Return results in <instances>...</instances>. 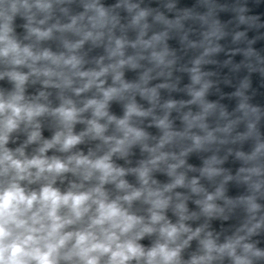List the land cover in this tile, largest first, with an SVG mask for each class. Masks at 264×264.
Segmentation results:
<instances>
[{
  "label": "clouds",
  "instance_id": "clouds-1",
  "mask_svg": "<svg viewBox=\"0 0 264 264\" xmlns=\"http://www.w3.org/2000/svg\"><path fill=\"white\" fill-rule=\"evenodd\" d=\"M34 7L43 11L51 6L41 0H35V3H30L29 0H11L10 3L0 4V18L3 19L0 24V60L11 66L10 70L0 72V79L7 77L14 85L11 92H0V177L7 178L0 181V264H130L131 261H136V264H176L181 248H172L170 244L176 241L181 232H188L189 229L183 223L176 226L166 222L158 229L164 242L157 241L153 247L145 250L137 241L146 234L151 235L157 231L155 225L163 221L164 217L156 210L165 208L168 200L163 198L162 191L146 187L150 171L147 165L136 170L144 187L129 190L130 185L122 179L125 170L112 163L113 154L123 155L128 145L146 138V134L131 126L129 121L133 115L147 116L148 112L141 111L135 103L126 105L122 119L109 115L107 111L110 100L137 87L125 83L119 72L114 76V82H119V87L105 89L104 81L99 80L108 73L109 67L115 70L126 61L120 60L119 64L102 67L99 71H81V59L71 53L83 44V40L76 43L65 42L64 46L69 55L56 54L47 48L34 50L31 45L22 46L12 35V21L21 9L30 12ZM100 15H104L102 10ZM144 15V12L140 13L141 17ZM27 19L32 21L34 16L29 15ZM38 23L43 25L45 21L39 20ZM67 27L71 28L72 25ZM28 31L37 41L48 39L52 35V28L28 26ZM90 36L91 33H87L85 39ZM116 46L119 52L123 46L122 41L117 40ZM41 62L42 66L38 67ZM21 67H26L29 71H19ZM32 76L44 77L45 86L57 88H71L73 76L87 78L81 87L73 89L75 94L80 95L95 85L102 93V99H88L82 108H77L71 99H63L59 107L51 110L63 130L57 131L51 140H45L37 153L29 158L23 147L12 150L6 145L11 134L17 131L22 123L31 124L35 118L49 112L45 104L38 102L41 97L46 99L44 92H40L35 100H27L25 97V85ZM54 77L60 82L56 83ZM144 79L146 80L147 76ZM152 91L154 95L155 90ZM195 95L199 97L202 93L197 92ZM168 107H172V104L169 103ZM89 109L92 110L93 118L87 121V130L74 134L73 126L80 121V114ZM105 117L108 123H114L117 130L122 132V138L104 135L107 124H102L99 120ZM159 126L168 127L165 120L159 121ZM36 128L37 130L28 136L27 143L39 140L38 124ZM88 135L113 146L100 156H95L92 152L88 155L76 152L65 158L45 155L53 148L61 153H71ZM168 139L170 134L166 133L158 147H163ZM151 151L155 152L156 149ZM164 159L165 154L162 153L149 163L155 166ZM180 164H183L182 160ZM176 167L178 165L170 166V175L175 173ZM66 173L79 176L82 182L71 183L67 190L61 191L55 186L56 179ZM93 178L98 183L85 188L83 182ZM42 180L44 183L38 190L29 189L23 183L30 185ZM108 183H114L117 189L125 190L126 194L110 199L104 188ZM195 183L193 180L192 184ZM183 184L184 176H176L174 183L167 185L163 191ZM193 191L198 189L193 187ZM141 198L151 205L149 224L144 222L143 217L130 213L128 208L123 206H130L133 201ZM207 199L211 201L212 196ZM177 207L183 213V204ZM212 208V204H206L204 211L210 212ZM251 208L256 209L258 205L253 203ZM183 219L186 217L181 215V220ZM199 231L200 229H197L193 235ZM242 239L243 237H239L235 242L230 241L220 246L212 239H207L202 243L209 255L193 257L191 264H201L206 259H213L210 255L213 251L224 253L226 250L228 255L234 258V264H251L247 257L235 254V245ZM243 247L245 252L252 249L250 244ZM253 254L257 257L264 256L260 251Z\"/></svg>",
  "mask_w": 264,
  "mask_h": 264
}]
</instances>
